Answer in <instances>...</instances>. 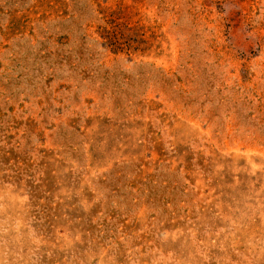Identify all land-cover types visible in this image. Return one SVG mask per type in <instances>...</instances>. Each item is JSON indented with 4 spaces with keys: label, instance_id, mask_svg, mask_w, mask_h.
Masks as SVG:
<instances>
[{
    "label": "rangeland",
    "instance_id": "374dc122",
    "mask_svg": "<svg viewBox=\"0 0 264 264\" xmlns=\"http://www.w3.org/2000/svg\"><path fill=\"white\" fill-rule=\"evenodd\" d=\"M0 264H264V0H0Z\"/></svg>",
    "mask_w": 264,
    "mask_h": 264
}]
</instances>
